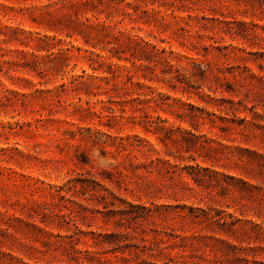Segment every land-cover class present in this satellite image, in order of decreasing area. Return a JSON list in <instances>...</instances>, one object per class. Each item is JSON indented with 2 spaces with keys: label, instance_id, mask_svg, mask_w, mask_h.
I'll return each instance as SVG.
<instances>
[{
  "label": "rangeland",
  "instance_id": "374dc122",
  "mask_svg": "<svg viewBox=\"0 0 264 264\" xmlns=\"http://www.w3.org/2000/svg\"><path fill=\"white\" fill-rule=\"evenodd\" d=\"M0 264H264V0H0Z\"/></svg>",
  "mask_w": 264,
  "mask_h": 264
}]
</instances>
